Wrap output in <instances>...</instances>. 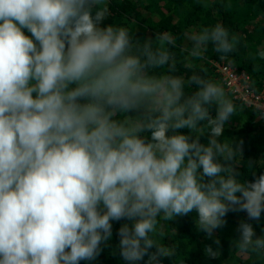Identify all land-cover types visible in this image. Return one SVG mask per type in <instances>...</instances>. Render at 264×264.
I'll list each match as a JSON object with an SVG mask.
<instances>
[{
    "label": "clouds",
    "instance_id": "obj_1",
    "mask_svg": "<svg viewBox=\"0 0 264 264\" xmlns=\"http://www.w3.org/2000/svg\"><path fill=\"white\" fill-rule=\"evenodd\" d=\"M192 3L215 13L234 0ZM108 18L106 0H0V264L95 261L121 220L125 264L173 262L158 226L193 211L217 259L229 212L257 224L264 213V172L240 178L243 142L222 135L237 106L191 66L247 37L218 20L182 44L169 31L139 39ZM235 231L233 250L264 264V228Z\"/></svg>",
    "mask_w": 264,
    "mask_h": 264
},
{
    "label": "trees",
    "instance_id": "obj_2",
    "mask_svg": "<svg viewBox=\"0 0 264 264\" xmlns=\"http://www.w3.org/2000/svg\"><path fill=\"white\" fill-rule=\"evenodd\" d=\"M109 9V18L103 23H114L126 25L134 30V34L139 39H144L154 35V32L169 31L178 37V43H183V33L186 30L199 28L216 21L223 22L232 31L243 34L247 37L238 50L227 59L221 60L219 54L211 49L205 54L203 61H192L191 66L202 69L208 76L218 79L211 62L224 61L225 63L237 67L251 78L255 89L264 81V61L249 59V54L254 53L258 47H264V0H234V5L228 11H201L198 5H193L192 0H106ZM27 34V33H26ZM179 54V50H176ZM185 61V65H188ZM258 66V67H257ZM186 70L181 67V71ZM230 99L239 110L240 106L246 111L255 112V119H246L238 125H234V114L227 122L223 136L234 141H242V158L237 168L242 179L251 182L253 171L258 177L264 172V119L259 118L260 111L248 109L239 101L235 100L230 93ZM185 131L186 130H181ZM253 162V168H249L247 162ZM256 161L257 164L255 163ZM196 213L193 211L187 216L176 217L173 221H161L159 231L162 236L160 242L166 245L173 244L177 247V256L173 262L171 257L161 259V264H179L184 260V264H262L255 257L242 256L238 250H233L231 241L237 238L235 231L240 220L251 222L256 235L261 234L264 228V213H262L259 224L255 221H247L244 212H229L226 223L223 227L214 230L213 236L220 241V256L211 259L204 256L205 245L212 244L205 234L197 231L194 225ZM126 220L112 222V238L107 246L101 245L102 251L95 261H80L79 264H125L119 255L117 248L118 237L116 232ZM154 251V250H150ZM146 259V257H145ZM143 264V261L139 262Z\"/></svg>",
    "mask_w": 264,
    "mask_h": 264
},
{
    "label": "built area",
    "instance_id": "obj_3",
    "mask_svg": "<svg viewBox=\"0 0 264 264\" xmlns=\"http://www.w3.org/2000/svg\"><path fill=\"white\" fill-rule=\"evenodd\" d=\"M218 79L225 87L226 92L230 93L232 97L239 101L248 109L258 111L264 110V81L255 89L252 85L251 78L243 70L237 69L224 61L211 62ZM235 73V78H234ZM243 74V75H242ZM237 79L239 84H237ZM251 82V87L248 83Z\"/></svg>",
    "mask_w": 264,
    "mask_h": 264
},
{
    "label": "rangeland",
    "instance_id": "obj_4",
    "mask_svg": "<svg viewBox=\"0 0 264 264\" xmlns=\"http://www.w3.org/2000/svg\"><path fill=\"white\" fill-rule=\"evenodd\" d=\"M256 113L250 112L249 110L246 111L244 107L240 106L239 110H237V113L234 114V125H238L241 122H243L246 119H255Z\"/></svg>",
    "mask_w": 264,
    "mask_h": 264
}]
</instances>
